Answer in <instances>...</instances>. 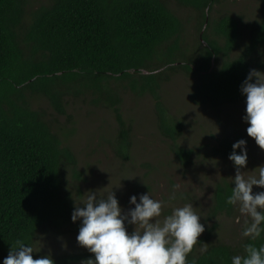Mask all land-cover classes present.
<instances>
[{
  "label": "trees",
  "instance_id": "1",
  "mask_svg": "<svg viewBox=\"0 0 264 264\" xmlns=\"http://www.w3.org/2000/svg\"><path fill=\"white\" fill-rule=\"evenodd\" d=\"M218 1L174 0L198 12L202 41L188 54L179 36L183 24L168 0H0V264L17 240L34 248V259L50 256L54 264L95 259L88 250L49 255L36 248L41 233L61 236L77 229L72 188L87 179L69 142L75 128L47 118V110L35 106L37 99L44 97L69 122L71 101L112 110L117 130L110 144L128 162L135 158L123 94H149L157 129L182 169L197 151L180 143L182 117L162 95L169 73L192 76L189 97L195 104L246 102L242 83L250 70L264 67V0H258V16L244 31L233 15L210 17ZM235 142L219 138L210 149L229 158ZM233 187L225 178L214 183L209 216L233 213L235 205L226 203ZM260 227L256 240L215 241L204 252L195 245L187 264H232L234 256L246 255V244L264 245V222Z\"/></svg>",
  "mask_w": 264,
  "mask_h": 264
},
{
  "label": "rangeland",
  "instance_id": "2",
  "mask_svg": "<svg viewBox=\"0 0 264 264\" xmlns=\"http://www.w3.org/2000/svg\"><path fill=\"white\" fill-rule=\"evenodd\" d=\"M33 1L38 4L41 0ZM168 4L183 24L179 34L183 46L187 48L188 54H194V44L201 40L198 12L178 5L174 0H168ZM257 6L258 0H219L209 15L211 18L222 14L233 15L240 21L244 31L245 25L258 16ZM260 72H264V67ZM193 84L192 76L181 71L169 73V78L162 84L165 103L170 111L182 117L184 123L180 143L197 151L193 163L186 169L178 166V162L168 151V141L157 129L154 101L149 94L136 95L130 90L123 94L121 107L131 126L132 153L135 158L128 162L119 160L110 144L117 130L112 110L94 107L79 100L71 101L68 111L72 120L69 122L66 116L57 115L44 97L37 99L35 106L47 110V118H56V122L67 123L68 127L76 130L71 136L68 135L69 142L78 157L79 166L85 171L84 177L87 178L83 182H74L76 187L73 186L72 190L76 202L85 199L90 191L99 195V192L112 189L124 214L135 207L130 203L133 195L139 203L140 195L150 194V198L163 202L159 217L161 220L170 215L173 208L191 203L205 229L196 244L199 252L203 244L215 241L239 244L244 239L242 231L247 219L240 214L238 205H235L231 214L223 213L216 217L208 215L214 183L222 178L234 183L233 177L236 174L234 162L228 157L214 155L210 148L223 137L233 141L245 140L248 159L247 165L241 168L245 177L255 175L256 168L264 165V150L247 134L249 125L243 119L246 115V102L224 104L217 108L208 104H195L189 97ZM238 150L240 154L241 150ZM126 167L129 168L128 171ZM252 190L255 194L264 191V188L253 185ZM79 206L84 207L82 202ZM75 224L78 225L77 229L61 236L41 233L37 250L49 255L87 250L77 241L82 218L77 219ZM125 226L129 234L135 229V225L128 224L127 221ZM212 230L206 237L208 231Z\"/></svg>",
  "mask_w": 264,
  "mask_h": 264
},
{
  "label": "clouds",
  "instance_id": "3",
  "mask_svg": "<svg viewBox=\"0 0 264 264\" xmlns=\"http://www.w3.org/2000/svg\"><path fill=\"white\" fill-rule=\"evenodd\" d=\"M241 92L246 95L243 119L249 125L247 134L264 150V72L250 70ZM232 148L229 159L236 166L235 187L226 203L238 205L240 214L247 218L242 236L256 240L264 222V191L254 194L252 189L253 185L264 188V165L256 168L255 175L245 177L241 168L247 165L246 141L240 139ZM236 149L241 153L237 154ZM139 200L137 203L133 195L130 203L135 207L124 214L112 189L99 195L90 191L85 199L76 202L71 218L74 222L82 218L77 241L95 256L94 260L87 259L83 264H187L188 254L205 230L192 204L173 208L172 213L161 220L162 201L150 198V194L140 195ZM81 202L84 207L79 206ZM125 221L135 225L131 234ZM207 245L203 244L200 251H206ZM33 251L32 246L17 240L3 264H54L50 256L34 259ZM244 251L246 255L234 256L232 264H264V245L257 248L249 243Z\"/></svg>",
  "mask_w": 264,
  "mask_h": 264
}]
</instances>
